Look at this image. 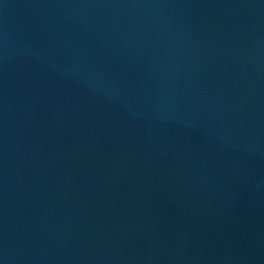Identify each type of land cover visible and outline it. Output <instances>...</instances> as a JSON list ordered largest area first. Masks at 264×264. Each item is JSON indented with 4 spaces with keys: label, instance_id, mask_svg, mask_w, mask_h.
I'll return each instance as SVG.
<instances>
[{
    "label": "water",
    "instance_id": "obj_1",
    "mask_svg": "<svg viewBox=\"0 0 264 264\" xmlns=\"http://www.w3.org/2000/svg\"><path fill=\"white\" fill-rule=\"evenodd\" d=\"M0 264H264V0H0Z\"/></svg>",
    "mask_w": 264,
    "mask_h": 264
}]
</instances>
